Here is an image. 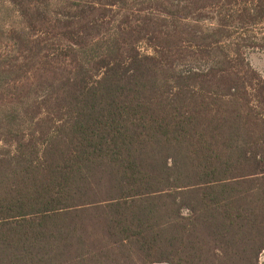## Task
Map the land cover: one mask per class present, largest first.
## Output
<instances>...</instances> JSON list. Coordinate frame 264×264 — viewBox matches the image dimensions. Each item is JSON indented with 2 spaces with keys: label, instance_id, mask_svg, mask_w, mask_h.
I'll return each instance as SVG.
<instances>
[{
  "label": "trees",
  "instance_id": "trees-1",
  "mask_svg": "<svg viewBox=\"0 0 264 264\" xmlns=\"http://www.w3.org/2000/svg\"><path fill=\"white\" fill-rule=\"evenodd\" d=\"M264 0H0V264H258Z\"/></svg>",
  "mask_w": 264,
  "mask_h": 264
},
{
  "label": "rangeland",
  "instance_id": "rangeland-1",
  "mask_svg": "<svg viewBox=\"0 0 264 264\" xmlns=\"http://www.w3.org/2000/svg\"><path fill=\"white\" fill-rule=\"evenodd\" d=\"M247 59L251 66L262 76L264 79V51L255 50L247 53ZM153 264H167V263H153ZM258 264H264V249L258 257Z\"/></svg>",
  "mask_w": 264,
  "mask_h": 264
}]
</instances>
